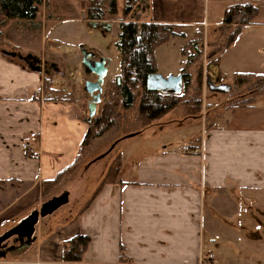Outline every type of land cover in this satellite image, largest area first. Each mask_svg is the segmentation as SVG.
I'll return each mask as SVG.
<instances>
[{"label":"crops","instance_id":"obj_1","mask_svg":"<svg viewBox=\"0 0 264 264\" xmlns=\"http://www.w3.org/2000/svg\"><path fill=\"white\" fill-rule=\"evenodd\" d=\"M140 1L141 21L203 25L219 34L230 5L256 4L258 16L218 52L203 86L236 73L264 75V0ZM49 2L40 7L43 18L39 13L34 22L11 21L4 29L9 41L28 48L22 40L29 27L40 31L49 20L63 23L66 17H55L56 11L75 6ZM49 49L55 60H67L54 45ZM42 53L36 67L0 55V230L42 208L45 182L68 175L89 129L78 103L45 96V81L54 84V75L46 76ZM67 63L71 70L78 67ZM228 109L233 115L227 122L203 123L182 146L162 141L141 152L119 151V179L100 183L84 199L70 226L58 233L55 248L41 233L32 251L0 264H264V106ZM67 192L70 202L84 195ZM78 234L90 239L82 261L64 262V247Z\"/></svg>","mask_w":264,"mask_h":264},{"label":"rangeland","instance_id":"obj_2","mask_svg":"<svg viewBox=\"0 0 264 264\" xmlns=\"http://www.w3.org/2000/svg\"><path fill=\"white\" fill-rule=\"evenodd\" d=\"M68 1L75 5L72 10L69 8V10L60 9L56 11L55 17H66L63 23L58 24L56 23L57 20L53 22L49 20L47 28L43 29L42 27L43 33L42 29L40 31L33 29L34 25L31 28L29 27L30 33H25L26 36L22 40L26 46L31 44L28 48L19 46L21 43L9 41V36H5V42L0 43V55L25 67H36L37 62L34 58H41L42 51L45 50L44 55L48 64L45 74L47 77L54 75L53 89H48L45 96L78 103L85 110L87 120H89L88 104L92 100V95L86 91L85 82L95 81L97 76L86 71L82 63V51L86 50L95 53L97 60L102 57L105 58L109 71L103 86L102 102L98 104L97 114L101 111L104 104L109 103L106 112V116L109 119L103 123L108 129L102 136L95 137L92 140L90 146L85 149L77 163L67 172V176H61L55 185L50 186L51 190L45 195V202L42 208L40 210L38 208V211H35L38 213L40 224L37 227L35 225V233L30 243H27L26 238H24V241H20L19 237L21 236L17 232L5 237L6 234L13 231L24 220L10 224L0 230V239L5 237L0 246V263L11 258H20L24 252L32 251L38 244V235H41V233H43L44 237H49L48 239L52 243L51 246L55 248L56 244H58L56 238L59 236L58 233L61 228L70 226L80 207L85 203L86 198L94 189L96 191L100 183L104 182L112 164H115L114 169L118 165L116 158L120 156L119 151L125 153L134 151V149H144L145 147L156 146L155 148H157L162 141L170 142L171 144L175 142L177 146H182L188 142L187 139L189 137L202 130L203 123L209 124L211 121L227 122L226 120L233 115V112H229L228 108H236L241 102L245 100L250 102L253 99L252 103L254 102L257 108L258 106H264V82L258 83L257 80L259 79L256 77L251 78L247 84L234 87V77L229 75L219 83L231 86L233 89L229 92L214 91L211 90L210 86L206 85L202 87L201 91L197 92L200 73L203 72L204 76V72L215 61V56L223 49L230 37L228 32L225 35L223 33H214L212 29L207 30L204 27V37L200 44L203 53L187 67L188 72L192 76L191 81L195 84L191 85L183 94L181 101L174 110L149 125L143 126L141 121L138 120L141 91L138 93L134 106L129 110L124 109L117 100L114 101L115 95L113 94L115 90L114 82L116 80L121 81L123 69L122 55L117 46L121 32L120 23L123 20L142 22L139 12H141L143 3L140 0L134 4L127 3V0H117V15L101 22V24H112L111 31L107 32L101 26L93 28L90 26V22L82 21L81 17L79 18L82 13L80 5L78 4L77 6V0ZM127 5L132 8L128 14L125 10ZM43 16L44 12L40 9L39 18H43ZM224 17L223 14L222 21ZM198 30V26L192 28L190 35L193 36ZM46 32L48 37L54 42L49 43L44 39V33ZM14 33L19 38L24 35L18 32ZM187 41L189 39L185 40L175 37L168 44L156 48L154 56L159 74L168 77L169 75L183 73L186 58L182 54V46ZM6 43H9L10 46L6 45ZM38 44L41 48L36 47ZM49 44L54 45L57 52L65 56L67 60L77 64V69H69L67 60L64 58L55 60L54 55L50 53ZM54 61H56V67L50 65ZM183 90L181 93H183ZM197 98L201 99V107L196 106ZM120 172L121 169L118 174L116 169L113 170L110 178L119 179ZM67 190L72 192L76 190L75 193L73 192L74 194L82 193L84 197L82 196L70 202L69 195H67V202L54 211L42 215L43 206L47 202L64 197L65 193H68ZM53 252H55L54 249L52 250Z\"/></svg>","mask_w":264,"mask_h":264},{"label":"trees","instance_id":"obj_3","mask_svg":"<svg viewBox=\"0 0 264 264\" xmlns=\"http://www.w3.org/2000/svg\"><path fill=\"white\" fill-rule=\"evenodd\" d=\"M45 1L47 2V5L50 6L49 0H0V43L5 42L4 28L11 21L25 20L34 22L38 18L40 7ZM137 1L138 0H127V3L134 4ZM80 2L83 11V19L88 22L101 23L105 21L108 16L113 17L118 13L117 0H80ZM131 9L132 8L127 5L125 7L126 13H130ZM258 13V6L252 2L236 3L230 5L225 11V17L218 30L220 33H224L227 28L234 26L235 29L230 34L228 39V44L232 43L237 34L245 26L254 22L255 18L258 16ZM120 27L121 32L117 46L122 55L123 69L121 81L119 82L116 80V82H114V101L117 100L124 109L129 110L134 106L138 93L141 91L140 102L138 106V120L141 121L143 126H146L174 110L181 101L183 94L190 88L192 76L188 72L187 67L196 61L203 53V49L200 48V44L204 37V26H198L199 30L195 32L193 36L190 35V31L195 26L179 23H163L156 21L138 22L134 20H123L120 23ZM175 37H180L185 40L189 39V41L185 42L182 46V54L184 58H186L184 63L185 66L183 68L185 80L183 93L173 94L156 90H148V78L151 75L158 73L157 62L154 56L156 48L168 44ZM6 45L10 46L9 43H6ZM253 77L259 79L257 80L258 83L264 82V75L236 73L234 75V87L247 84ZM198 84L197 92L201 91L203 87V72L200 73ZM52 86V79L47 78L43 92L47 93L48 89H53ZM47 99L58 100V98ZM201 103V99L197 98L196 106L201 107ZM251 103L252 101L246 102L245 100L236 106V108L247 107ZM108 106L109 103L104 104L101 111L96 114V116L91 121H89V129L78 160L85 149L90 146L92 140L95 137L102 136L103 133L108 129L107 126L103 125V123L109 119L106 116ZM116 161L118 162V165H116L115 169L118 174L122 165L121 157L117 156ZM114 167L115 164H112L103 183L117 182L118 179L110 178L113 170H115ZM58 180L59 176L55 180L45 182L43 188L44 195L50 191V186L55 185ZM51 204L52 202L50 201L43 206L44 209H42V212L44 215L54 211L60 206L58 205L54 207ZM36 213L37 212L31 214L23 222L30 218H36ZM18 228L19 227H16L13 231L6 234L5 237L11 235L12 233H16ZM5 237L0 239V246ZM89 240L90 239L88 236L82 234L72 237L64 247L63 261L67 263H76L82 261L83 254L87 249Z\"/></svg>","mask_w":264,"mask_h":264},{"label":"water","instance_id":"obj_4","mask_svg":"<svg viewBox=\"0 0 264 264\" xmlns=\"http://www.w3.org/2000/svg\"><path fill=\"white\" fill-rule=\"evenodd\" d=\"M90 26L93 28L102 27L104 31H111L112 24L111 23H97V22H90ZM83 60L82 63L86 69V71L90 74H94L97 76L95 81H86L85 82V89L86 91L92 95V100L88 104L89 109V121H91L97 114L98 104L102 102V93H103V86L105 84V79L108 75V65L107 60L105 58H100L97 60L96 54L92 52H88L86 50L82 51ZM34 57V56H33ZM36 62L38 59L34 58ZM34 67V66H31ZM120 81V80H119ZM185 84L184 74L179 75H169L165 77L159 73L151 75L147 80V88L148 90H156L162 91L164 93H173V94H180L183 90ZM209 86L211 90L219 91V92H229L232 88L231 86L225 84H217L215 82L209 81ZM67 195L65 193L64 197L54 199L51 205L54 207L61 205L67 202ZM44 209V208H43ZM36 218H30L25 222H22L17 230V234L23 238H26L27 243H30L33 234L35 233V225L38 221V213L35 214ZM42 215L43 212H42ZM35 220V221H34Z\"/></svg>","mask_w":264,"mask_h":264},{"label":"built area","instance_id":"obj_5","mask_svg":"<svg viewBox=\"0 0 264 264\" xmlns=\"http://www.w3.org/2000/svg\"><path fill=\"white\" fill-rule=\"evenodd\" d=\"M25 147H27V146H25ZM189 149L190 148L188 146L184 147V150H186V151H189ZM211 257H212V255L209 256V258H211ZM201 262L204 263V259H202Z\"/></svg>","mask_w":264,"mask_h":264},{"label":"flooded vegetation","instance_id":"obj_6","mask_svg":"<svg viewBox=\"0 0 264 264\" xmlns=\"http://www.w3.org/2000/svg\"><path fill=\"white\" fill-rule=\"evenodd\" d=\"M19 240H20V241H24V238H23V237H19Z\"/></svg>","mask_w":264,"mask_h":264}]
</instances>
